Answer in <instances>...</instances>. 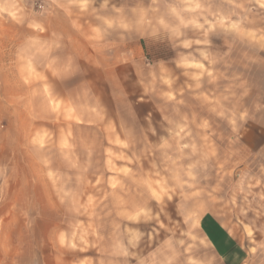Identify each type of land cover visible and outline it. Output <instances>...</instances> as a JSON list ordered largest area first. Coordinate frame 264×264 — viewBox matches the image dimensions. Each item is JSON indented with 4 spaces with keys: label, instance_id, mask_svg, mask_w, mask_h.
Wrapping results in <instances>:
<instances>
[{
    "label": "rangeland",
    "instance_id": "1",
    "mask_svg": "<svg viewBox=\"0 0 264 264\" xmlns=\"http://www.w3.org/2000/svg\"><path fill=\"white\" fill-rule=\"evenodd\" d=\"M0 216L28 264H264V0H0Z\"/></svg>",
    "mask_w": 264,
    "mask_h": 264
},
{
    "label": "crops",
    "instance_id": "2",
    "mask_svg": "<svg viewBox=\"0 0 264 264\" xmlns=\"http://www.w3.org/2000/svg\"><path fill=\"white\" fill-rule=\"evenodd\" d=\"M1 219L0 264H28V246L26 241L28 232L22 230L13 231L10 229L11 222L1 221Z\"/></svg>",
    "mask_w": 264,
    "mask_h": 264
}]
</instances>
